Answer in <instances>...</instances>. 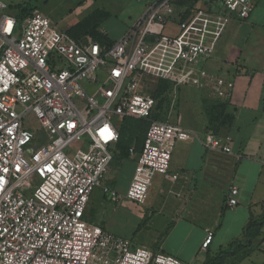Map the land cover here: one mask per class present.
Segmentation results:
<instances>
[{
    "label": "built area",
    "instance_id": "1",
    "mask_svg": "<svg viewBox=\"0 0 264 264\" xmlns=\"http://www.w3.org/2000/svg\"><path fill=\"white\" fill-rule=\"evenodd\" d=\"M255 8L256 0H159L112 45L77 40L38 9L0 17V264H186L135 247L86 212L96 188L121 199L108 184L121 123L149 119L157 106L144 78L171 83L174 98L165 120L151 122L141 152L130 149L136 167L126 197L139 205L155 176L169 174L176 145L191 139L172 122L179 89L232 97L234 82L206 65L230 24ZM172 23L178 33L167 36ZM231 142L212 132L203 140L222 153ZM238 194L230 191L228 207ZM212 240L209 233L203 248Z\"/></svg>",
    "mask_w": 264,
    "mask_h": 264
},
{
    "label": "crops",
    "instance_id": "2",
    "mask_svg": "<svg viewBox=\"0 0 264 264\" xmlns=\"http://www.w3.org/2000/svg\"><path fill=\"white\" fill-rule=\"evenodd\" d=\"M157 1L77 0L66 17L74 21L67 25L64 20L58 22L74 36L82 39L99 36L114 43ZM41 12L53 20L52 10ZM97 12L102 14L86 24ZM177 33L178 25L170 24L167 36ZM206 66L210 72L235 84L228 101L216 100L225 104L226 114L231 118L229 124L219 126L223 129L222 136L232 139L230 150L228 153L209 151L204 146L208 128L205 110L215 99L193 88L191 122L182 123L180 116H176V121L172 117L173 123L191 132V139L176 145L169 174H158L153 179L146 201L151 218L148 236L140 241L153 252L174 256L186 264H205L209 255L215 257L228 250L232 243L244 242L246 227L264 215V0H256L250 19L234 20L230 24ZM144 79L152 89L157 88V80ZM179 101L180 97L178 104ZM135 167L136 157L124 158L117 151L108 184L117 191L125 206L141 207L126 197V186L133 178ZM125 169L128 170L124 176L127 184L122 181ZM233 188L239 191L238 205L228 207L226 202ZM109 201L110 196L101 188L94 190L86 218L125 237L113 227L107 210ZM209 233L213 234V240L203 248ZM219 264H264V225L257 230L250 247L240 248L236 255Z\"/></svg>",
    "mask_w": 264,
    "mask_h": 264
},
{
    "label": "rangeland",
    "instance_id": "3",
    "mask_svg": "<svg viewBox=\"0 0 264 264\" xmlns=\"http://www.w3.org/2000/svg\"><path fill=\"white\" fill-rule=\"evenodd\" d=\"M1 1L8 6V9L5 11H0V17L3 14L18 16L20 14V11L16 8V6L20 3L22 4L27 3L28 6L38 9L40 11L52 10L54 13L53 22L58 26L59 29L64 30V28H62L63 23L64 25H67L72 23V21H74L73 20L74 18H66V17L70 15L71 7H73L74 2L77 0H1ZM60 20H64L62 25H60V23L58 22ZM159 82H163V84L160 85L159 87L160 89L157 93V97L160 100V103H159V108L155 113L156 114L155 116H157L158 118H162L164 116V118H166L168 112H164V110H165V106L168 105V103L169 105L172 103V100L174 98V86L169 82H165V81H159ZM193 91H194L193 88L182 87L180 96H178L180 97L179 104L175 109L176 112H173L175 121H176V116H180V119L183 120L182 123H185L187 121L191 122L190 119L191 117L189 118V116L191 115V113H194L193 112L194 102L190 98V95L193 93ZM202 92L204 94L206 93L209 94V91L207 89H204ZM211 101H215V100H211ZM28 118L32 119L30 121H33V128L35 130H39V125L33 119V117L28 116ZM148 127H149V121L136 120L130 123L129 132L123 133L121 145L122 146L128 145L131 137H133V139L136 140H141L144 137ZM217 131L219 133V136H222L223 129L219 127V130ZM39 135H41V132H39ZM78 148H79V144H75L73 146V149H78ZM117 151H119L118 148ZM127 174H128V170L125 169L122 178H124V176H126ZM122 181L123 183L127 184V178H124ZM129 185L126 186L127 190L129 188ZM97 189L99 188H96L95 190ZM147 206H148V202L142 205L141 207H131L130 205L125 206L123 202L120 203L113 202L111 196H110V201L107 203V210L111 216V219L113 220L112 221L114 223L113 227L116 229V233L124 235L126 238L130 239L135 247L146 248V246L140 244V241H144L143 239H146L148 236L147 232L151 218ZM106 215H108V213H106ZM91 223L95 224L93 222Z\"/></svg>",
    "mask_w": 264,
    "mask_h": 264
},
{
    "label": "trees",
    "instance_id": "4",
    "mask_svg": "<svg viewBox=\"0 0 264 264\" xmlns=\"http://www.w3.org/2000/svg\"><path fill=\"white\" fill-rule=\"evenodd\" d=\"M16 8L20 11L19 14V18H25L26 16H28L29 14H31L34 10H36L35 8H32L30 6H28V4H22V5H17ZM101 15L102 13L97 12L94 16L90 17L86 24H89L91 21H94L95 18H97L98 15ZM67 33L69 35H71L73 38L79 40L82 39L81 37H77L74 36L72 33L68 32ZM96 41L102 43V44H108V45H112L113 43H108L107 41H105L103 38L101 37H97L94 38ZM163 84V82H158L157 88L153 89L152 93L154 95V97L157 100V106L154 110V112L152 113L151 117L149 119H135V118H125L120 126V140L118 143V149H119V153L122 157L127 158L130 157V149L132 147H134L137 151V153H140L143 147V143L146 137V133L150 127V124L152 121L156 120V121H163L165 120L164 116L162 118H158L157 116H155L156 111L159 108V103L160 100L157 97V93L159 91V87L160 85ZM212 102V106L207 107L206 108V115L208 118V128H207V133L208 132H212L215 135H219L218 131L219 130V126H225L227 124L230 123L231 118H229L226 114V106L225 104L218 102V101H211ZM169 103L168 105L165 106V110L164 112H167V110H169ZM149 121V127L144 135V137L141 140H136L133 139V137H131L130 142L128 145L126 146H122V138H123V133L129 132V126L130 123L134 122V121ZM218 126V127H217ZM217 129V130H215ZM135 140V143H134ZM125 154V155H124ZM264 225V215L261 218V220L259 221H251L250 224L246 227L245 230V241L241 242V241H236L234 243H232L229 247L228 250L221 252L219 255L212 257V256H208L207 262L205 264H219L221 263L225 258L236 255V253L239 251L240 248H245V247H250L252 244V241L257 233V230L260 229L262 226Z\"/></svg>",
    "mask_w": 264,
    "mask_h": 264
}]
</instances>
